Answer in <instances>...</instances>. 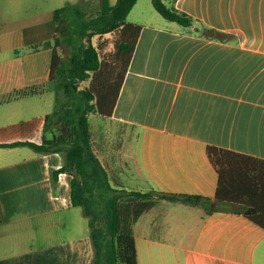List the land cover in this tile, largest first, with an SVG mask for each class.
Here are the masks:
<instances>
[{
    "label": "crops",
    "instance_id": "crops-1",
    "mask_svg": "<svg viewBox=\"0 0 264 264\" xmlns=\"http://www.w3.org/2000/svg\"><path fill=\"white\" fill-rule=\"evenodd\" d=\"M164 2L194 23L168 20L148 0L134 3L126 21L140 29L107 121L120 140L126 123L136 125L128 155L147 187L199 194L213 205L158 199L132 226L138 264H264V228L215 202L217 172L206 153L215 145L264 159V0ZM199 21L235 38L205 37L195 29ZM39 34L0 32V264H90L89 226L72 203V175L52 180L62 155L3 145L42 141L53 103L52 49L39 45L46 40ZM35 84L38 93L19 95ZM89 123L111 174L110 134Z\"/></svg>",
    "mask_w": 264,
    "mask_h": 264
},
{
    "label": "trees",
    "instance_id": "trees-1",
    "mask_svg": "<svg viewBox=\"0 0 264 264\" xmlns=\"http://www.w3.org/2000/svg\"><path fill=\"white\" fill-rule=\"evenodd\" d=\"M137 0H98V10L89 14L79 4L57 8L54 20H60L52 40L40 42L51 47L49 81L54 91V108L45 115L40 143L17 141L3 145H27L36 152H58L63 157L60 168L52 171L72 175L71 199L87 218L93 247L90 264H138L133 223L158 199L191 206L210 204L199 194L154 190L137 172L128 151L137 139L136 125L126 123L119 153L131 187L119 184L109 174L93 148L89 114L112 115L126 74L140 26L126 21ZM154 8L166 19L191 26V15L164 0H152ZM201 35L221 40L234 34L201 21L195 26ZM113 34V47L105 50L93 36ZM37 47V45L35 46ZM60 49H66L63 55ZM83 82H86L82 85ZM41 84L21 90L19 95L35 94ZM2 145V144H0ZM206 153L217 172L215 202L232 206L249 220L264 228V159L234 150L207 145Z\"/></svg>",
    "mask_w": 264,
    "mask_h": 264
},
{
    "label": "rangeland",
    "instance_id": "rangeland-1",
    "mask_svg": "<svg viewBox=\"0 0 264 264\" xmlns=\"http://www.w3.org/2000/svg\"><path fill=\"white\" fill-rule=\"evenodd\" d=\"M115 1L116 0H110L111 3H115ZM68 3L79 4L89 14H95L98 10V0H0V32L26 29L28 33L32 32L33 30H37L40 33L39 36L41 37V40H52L56 31V27L59 26L58 24L60 21L54 20L53 13L57 8H60ZM148 4H150V8H154L152 0H148ZM154 12L157 11L155 10ZM93 42L95 44H102L105 50H110L113 47V34L109 32L102 35L95 34L93 36ZM60 51L63 55L67 54L66 49H60ZM85 83L86 82H83L82 85ZM50 94L53 96V103L51 106L52 111L54 108V91L50 92ZM90 115L89 121L91 122L95 132L99 130L102 133L105 132L110 134L108 138L110 142L108 151L110 154L109 157H107L109 160L108 165L110 166L111 171L110 175L115 177L119 184H122L126 188H130L132 185L131 182H129V180L126 178V174L134 176V173L131 171H126L122 157L119 153L125 126H123V133L120 140L115 136V128H113L114 125H109L107 117H103L96 113ZM77 208L78 216H81L85 222L88 223L87 218L83 215L81 208ZM28 242L29 240L22 239L20 245L26 244Z\"/></svg>",
    "mask_w": 264,
    "mask_h": 264
},
{
    "label": "water",
    "instance_id": "water-1",
    "mask_svg": "<svg viewBox=\"0 0 264 264\" xmlns=\"http://www.w3.org/2000/svg\"><path fill=\"white\" fill-rule=\"evenodd\" d=\"M211 205H213V202L211 203Z\"/></svg>",
    "mask_w": 264,
    "mask_h": 264
}]
</instances>
